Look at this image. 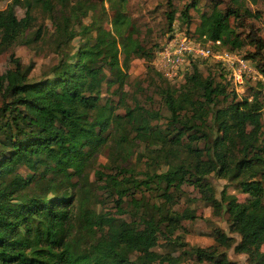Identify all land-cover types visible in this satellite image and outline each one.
<instances>
[{"label": "trees", "instance_id": "trees-1", "mask_svg": "<svg viewBox=\"0 0 264 264\" xmlns=\"http://www.w3.org/2000/svg\"><path fill=\"white\" fill-rule=\"evenodd\" d=\"M233 1L235 5L224 9L214 4L210 13L200 16L194 34L187 28L185 32L203 43L219 41L215 48L241 54L238 49L244 41L240 40L230 19L241 25L242 19L256 14L244 8L239 0ZM67 2L69 6L68 0H12L0 10V51L11 48L34 24V6L50 16L56 5L65 8ZM14 4H23L26 8L19 20L14 16ZM71 7L78 18L79 5ZM192 7L194 2L181 11L187 23H190ZM175 13L174 9L168 13V31L172 29ZM112 24L117 28L127 27L129 21L125 15L118 14ZM56 30L68 42L74 37L67 26H57ZM87 30L89 33L94 30L95 36H91L89 43L75 48L71 55L63 54L52 67L50 77L30 82L31 66H24L13 54L4 88L0 77V117L4 119L0 131L6 139L0 142V264H177V258L154 250L159 234L170 239L177 229L178 218L170 214V208L159 220L141 216L142 226L138 228L124 219L88 210L81 202L73 203L67 192L59 194L54 189L57 182L82 177L91 154L107 141L113 108L108 103L99 106L104 82L107 80V85H111L113 81L107 79L106 69L120 79L123 76L119 66L121 53L125 64L132 57L151 63L155 56V52L146 50L132 38L129 31L121 36L120 31L115 30L114 34L99 24ZM40 31L34 39H38ZM246 40L254 53L241 54L243 57L263 55L264 39L252 24ZM195 63L192 62L184 78L194 81L200 98H192L188 89L181 94L169 86L161 89L169 112L164 129L148 127L147 122L139 121L134 108L126 110L139 141L149 144V148L157 147L178 161L168 163L163 172H144L141 179L127 166L113 167L114 173L96 170L95 174L101 179L102 188L115 192L116 208L121 210L124 196L129 195L131 201L139 204L134 199V189L158 192L163 187L160 196L172 205L176 200L170 189L179 191L185 182L192 184L215 214L227 215L229 231L239 237L236 240L215 228L213 244L191 249L196 261L234 264L225 251H220L232 247L235 253L245 254L249 264H264L261 91H254L252 97L239 98L222 68L218 67L220 80L215 82L208 76L200 79ZM219 97L225 100L230 97V101L217 108ZM20 167H25L27 176H22ZM211 174L234 182L237 192L247 199L240 201L225 188L217 196L206 179ZM31 183L42 186H34L35 190L29 192ZM83 230L98 231L100 235L94 243L83 246L74 236L76 231Z\"/></svg>", "mask_w": 264, "mask_h": 264}, {"label": "rangeland", "instance_id": "rangeland-1", "mask_svg": "<svg viewBox=\"0 0 264 264\" xmlns=\"http://www.w3.org/2000/svg\"><path fill=\"white\" fill-rule=\"evenodd\" d=\"M12 0H0V10L5 9ZM67 6L63 8L56 5L52 15L43 12L40 7L34 6L32 15L35 17L34 24L27 29L23 35L18 38L11 48L0 51V77L2 86L6 84V73L10 67L11 54L20 59L24 66H31L28 75L30 82H36L45 77H50L52 67L57 64L63 54L71 55L78 47L90 42L91 36L96 32L89 33L87 28H96L102 25L106 30L120 31L121 36H126L129 31L141 46L146 50L155 52L159 45L164 41L169 29L168 13L171 9L176 11L172 27L178 29L187 28L189 32H195L199 24L200 16L211 12L214 4L219 9L235 5L233 0H68ZM244 8H247L256 17H246L242 19L241 25L238 21L230 19V24L235 32L240 36L244 44L238 49L241 54H253L254 48L247 43L249 25L252 24L258 31L259 36L264 39V0H239ZM195 3V7L189 9L190 23L181 15L183 8ZM80 7V15L75 18L71 6ZM14 16L17 20L24 17L26 8L23 4H14L12 7ZM125 15L129 25L121 28L112 24L115 16ZM67 19L64 20L63 17ZM71 30L74 37L68 42L56 30V27ZM117 26V25H116ZM85 28V30L83 29ZM126 28V29H125ZM38 30L40 35L34 39ZM120 37V36H119ZM121 38V37H120ZM228 40V38H226ZM247 43V44H246ZM229 45V42L227 43ZM215 50V47H212ZM225 49V48H223ZM227 50V49H226ZM261 56L249 57L255 72L251 78H247L242 87H238L239 98L252 97L254 91H261V101L263 103L261 122L264 130V50ZM120 69L123 76L120 79L110 74L106 69L107 79H111L112 84L107 85V80L103 84L102 98L99 106L108 103L113 108L110 126L106 132L107 141L98 151L91 154L87 161L82 177L74 176L71 182H57L54 189L59 194L67 192L72 198L73 203L81 202L83 207L93 210L100 214H110L116 219H124L133 226L141 227L140 217L159 220L167 208H170V214L178 218L176 230L170 239H165L160 234L154 250L161 254L177 258V264H200L196 261L191 249L194 247H207L214 243V229L218 228L227 235L233 236L236 240L239 237L229 231L227 215L224 212L215 214L213 207L202 196L198 188L190 183H184L179 191L170 189L171 196H174L175 202L170 205L165 203L160 193L155 190L134 189V199L137 203L131 201L130 196L122 198L121 209L116 208L117 196L111 190L102 188L101 179L95 174L96 170L105 173H114L113 167L127 166L135 170L138 179L143 178V173L150 170L163 172L167 169L168 163L178 161L165 152H160L157 147L149 148L144 142L139 141L135 136V130L127 116V109H133L139 121L147 122V126L155 128L156 126L164 129L168 121V109L166 108L161 89L169 86L175 92L181 94L184 90L191 91L192 98H200L199 91L194 85V81L184 78L178 82H166L161 76H158L151 63L144 58L132 57L125 64L123 53L120 54ZM197 71L200 79L207 76L219 82V68L210 60H196ZM190 72V71H189ZM125 73V75H124ZM188 74V73H186ZM185 74V75H186ZM231 97V96H230ZM219 97L215 107L226 106L229 101ZM9 99V98H8ZM1 105V100H0ZM142 108L143 112L141 113ZM141 113V115H140ZM4 124V119L0 117V125ZM149 130V129H148ZM152 139L151 133L148 134ZM5 136L0 131V142H4ZM202 147V143L200 145ZM159 153V155H158ZM182 157H184L182 155ZM153 160L151 163L150 161ZM150 162V163H149ZM19 172L22 176H27L28 171L25 167H20ZM206 179L214 187L217 196L225 188L228 193H234L238 200L245 201L246 195L237 192V186L234 182L230 183L224 179L217 178L213 174ZM74 182V183H73ZM42 185L31 183L28 187L29 192H33L36 186ZM164 185V184H163ZM35 186V187H34ZM34 187V188H33ZM141 201V202H140ZM123 211V213H121ZM193 216V218H190ZM162 227L165 223L161 224ZM98 231L83 230L76 231L75 237L78 244L86 246L94 243L99 237ZM176 238V239H175ZM177 242L185 245H178ZM225 251L227 258L234 264H249L245 254H237L233 248L221 249ZM264 250V244L262 245ZM207 264V263H201Z\"/></svg>", "mask_w": 264, "mask_h": 264}, {"label": "built area", "instance_id": "built-area-1", "mask_svg": "<svg viewBox=\"0 0 264 264\" xmlns=\"http://www.w3.org/2000/svg\"><path fill=\"white\" fill-rule=\"evenodd\" d=\"M219 44V41L214 44L203 43L183 29L173 26L155 51L152 66L167 81L178 82L190 71L193 61L210 60L226 72L231 84L238 91V87H242L255 70L250 60L241 54L212 48Z\"/></svg>", "mask_w": 264, "mask_h": 264}]
</instances>
